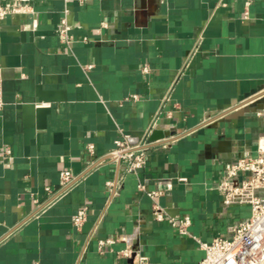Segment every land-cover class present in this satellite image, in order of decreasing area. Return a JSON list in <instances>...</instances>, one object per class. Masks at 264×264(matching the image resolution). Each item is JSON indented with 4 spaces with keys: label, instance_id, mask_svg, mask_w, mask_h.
I'll return each mask as SVG.
<instances>
[{
    "label": "crops",
    "instance_id": "0c3cea01",
    "mask_svg": "<svg viewBox=\"0 0 264 264\" xmlns=\"http://www.w3.org/2000/svg\"><path fill=\"white\" fill-rule=\"evenodd\" d=\"M30 5L0 19V264H120L124 243L100 251L98 240L132 233L139 220L152 264H198L196 237L229 236L251 214L249 205L225 209L217 185L230 163L257 156L264 134V0L252 1L248 18L245 0ZM66 5L69 45L58 33ZM157 112L160 141L146 167L123 172L105 160L88 168V143L104 159L115 139L142 135ZM66 167L77 184L44 208L45 187L57 188ZM119 173L113 196L107 180ZM159 189L170 214L191 216L192 235L153 218L147 192ZM83 206L88 218L76 227Z\"/></svg>",
    "mask_w": 264,
    "mask_h": 264
},
{
    "label": "built area",
    "instance_id": "2783aa9c",
    "mask_svg": "<svg viewBox=\"0 0 264 264\" xmlns=\"http://www.w3.org/2000/svg\"><path fill=\"white\" fill-rule=\"evenodd\" d=\"M67 1V0H66ZM253 0H245V18L249 17V7ZM31 11L30 0H0V19L9 14L29 13ZM69 8L66 5L64 15L61 19L62 25L58 29L60 39L63 43L70 44L73 35L70 33L72 25L68 21ZM35 25V23L33 24ZM103 25H107L104 22ZM88 41V37L84 38ZM93 65H87V68ZM143 71L148 72L149 66H144ZM136 99L137 95H133ZM6 102L3 91L2 69L0 67V111L3 110ZM157 112L151 125L142 135L122 133L120 138L115 139L114 147L105 155L104 159L95 155V144L90 142L86 145L88 168L102 161L110 160L117 162L123 172L138 173L147 166L149 148L160 140H152L151 135L158 126ZM166 145V144H162ZM257 156L246 155L233 161L228 165L223 180L217 185L224 192L223 205L227 209L231 205H249L251 214L249 217L238 221L233 227L229 236H216L212 241H202L196 237L200 247L204 250V256L198 264H264V134L257 142ZM9 147L5 150V156L11 155ZM122 175L119 173L116 178L107 180V185L113 196L119 192ZM180 181H188L187 177H178ZM79 176L71 168H64L59 172V184L57 188L50 185L45 187L47 197L43 204L48 208L67 194L78 182ZM161 184L172 188V179L164 178ZM139 190H145L143 183L138 184ZM167 190L159 189L148 191L151 198V213L158 222H166L175 228L181 235H192L190 226L192 218L188 214H170L167 208L159 201V196ZM38 201V200H37ZM88 218V207L78 209L72 218L76 227H81ZM142 220H139L132 233L119 232L113 236L99 238L98 248L103 251L108 245L118 242L124 246L117 250V259L120 264H152L148 255L142 250Z\"/></svg>",
    "mask_w": 264,
    "mask_h": 264
},
{
    "label": "water",
    "instance_id": "95a60500",
    "mask_svg": "<svg viewBox=\"0 0 264 264\" xmlns=\"http://www.w3.org/2000/svg\"><path fill=\"white\" fill-rule=\"evenodd\" d=\"M160 132L159 131H157V130H155L153 133H152V135H151V139L152 140H155V139H157L159 136H160Z\"/></svg>",
    "mask_w": 264,
    "mask_h": 264
}]
</instances>
